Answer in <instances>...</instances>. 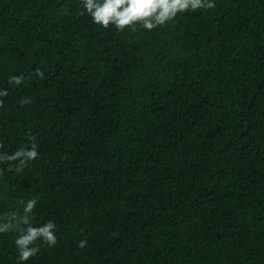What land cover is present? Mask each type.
Listing matches in <instances>:
<instances>
[{
  "label": "trees",
  "instance_id": "1",
  "mask_svg": "<svg viewBox=\"0 0 264 264\" xmlns=\"http://www.w3.org/2000/svg\"><path fill=\"white\" fill-rule=\"evenodd\" d=\"M211 2L118 31L0 0V154L38 151L0 163V216L36 199L57 237L20 262L0 233V264H264V0Z\"/></svg>",
  "mask_w": 264,
  "mask_h": 264
},
{
  "label": "clouds",
  "instance_id": "2",
  "mask_svg": "<svg viewBox=\"0 0 264 264\" xmlns=\"http://www.w3.org/2000/svg\"><path fill=\"white\" fill-rule=\"evenodd\" d=\"M83 8L91 17L92 22L108 28L114 25L118 31L126 28L135 30V25L140 24L144 29L153 30L158 26H163L172 21L178 14L188 10L195 11L200 8H214L211 0H82ZM34 75L43 77V72L37 69ZM23 76L13 77L10 82L19 85L23 82ZM7 92H0V96H6ZM27 101H21L26 103ZM3 101H0L2 105ZM32 143L14 152L11 155L0 154V163L18 161L15 171L21 172L27 167L30 161L38 156L35 137L29 138ZM0 147H3L0 144ZM10 166L8 171H12ZM2 174V172H0ZM37 204L36 199H31L24 204L23 214L9 213L0 216V233L17 231L18 237L15 239V246L18 249L20 262L28 261L39 252L38 247L33 245L37 240H42L49 246L57 243L56 225L48 221L39 227L32 224L33 211ZM24 226V227H21ZM86 241H80L78 247L84 248Z\"/></svg>",
  "mask_w": 264,
  "mask_h": 264
}]
</instances>
